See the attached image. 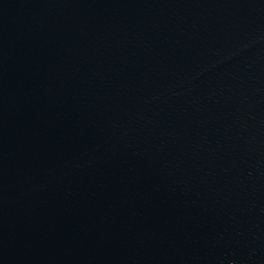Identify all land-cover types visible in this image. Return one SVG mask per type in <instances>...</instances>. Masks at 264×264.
<instances>
[{
	"label": "water",
	"instance_id": "obj_1",
	"mask_svg": "<svg viewBox=\"0 0 264 264\" xmlns=\"http://www.w3.org/2000/svg\"><path fill=\"white\" fill-rule=\"evenodd\" d=\"M180 0H0V264H142Z\"/></svg>",
	"mask_w": 264,
	"mask_h": 264
}]
</instances>
